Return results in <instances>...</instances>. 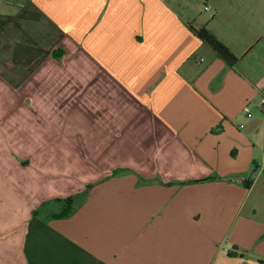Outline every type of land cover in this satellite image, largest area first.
Masks as SVG:
<instances>
[{
	"label": "crops",
	"instance_id": "0c3cea01",
	"mask_svg": "<svg viewBox=\"0 0 264 264\" xmlns=\"http://www.w3.org/2000/svg\"><path fill=\"white\" fill-rule=\"evenodd\" d=\"M262 90L264 0H0V264H264Z\"/></svg>",
	"mask_w": 264,
	"mask_h": 264
},
{
	"label": "trees",
	"instance_id": "16d2710c",
	"mask_svg": "<svg viewBox=\"0 0 264 264\" xmlns=\"http://www.w3.org/2000/svg\"><path fill=\"white\" fill-rule=\"evenodd\" d=\"M192 31L207 44L220 58L226 61L228 65L235 66L239 58L219 39H217L214 35H212L205 27L199 30H195L192 28ZM54 56L56 58H60L62 53L54 52ZM122 172H129L127 169H121L114 172L113 175H118ZM211 179L206 178L201 181H207ZM142 184L151 183L153 181H146L141 178ZM144 182V183H143ZM93 186H88V188L81 194L71 196L66 199H56L53 201H49L44 203V205L40 208V211L47 210L50 206L51 209H54V213H52L53 218L64 219L71 217L86 201L88 198V194Z\"/></svg>",
	"mask_w": 264,
	"mask_h": 264
},
{
	"label": "built area",
	"instance_id": "2783aa9c",
	"mask_svg": "<svg viewBox=\"0 0 264 264\" xmlns=\"http://www.w3.org/2000/svg\"><path fill=\"white\" fill-rule=\"evenodd\" d=\"M212 7L211 5H206L205 6V11H211ZM259 109L264 115V90L260 91V101H259Z\"/></svg>",
	"mask_w": 264,
	"mask_h": 264
}]
</instances>
